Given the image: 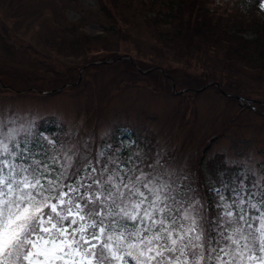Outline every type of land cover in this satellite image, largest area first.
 I'll return each mask as SVG.
<instances>
[{"label": "snow or ice", "instance_id": "obj_1", "mask_svg": "<svg viewBox=\"0 0 264 264\" xmlns=\"http://www.w3.org/2000/svg\"><path fill=\"white\" fill-rule=\"evenodd\" d=\"M58 143L0 119V264H264V183L250 169L208 188L210 216L159 159L121 160L111 144L73 159Z\"/></svg>", "mask_w": 264, "mask_h": 264}, {"label": "rangeland", "instance_id": "obj_2", "mask_svg": "<svg viewBox=\"0 0 264 264\" xmlns=\"http://www.w3.org/2000/svg\"><path fill=\"white\" fill-rule=\"evenodd\" d=\"M118 1L121 8H116L112 0L109 8L116 20H125L126 3ZM214 2V7L227 14L231 9L240 12L243 7V0ZM261 2L264 12V0ZM131 11L139 12L133 8ZM80 25L84 32L96 36L111 26L99 0H0V80L28 91L18 96L0 93V119H15L16 126H26L29 121L37 125L39 119L54 116L64 122L69 132L78 124L84 136L92 137V132H97L100 139L114 133V128L123 130L121 125L127 122L130 127L148 129L158 138L157 149L164 143L178 146L174 148L175 162L159 160L167 179L176 172L198 167L203 153L210 152L227 155L230 164L241 163L238 165L244 171L250 169L255 181L264 182V72L241 65L240 71H234L223 56L218 62L214 58L177 65L169 59V48L156 45L139 28L127 41L109 32L103 35L106 38L95 39L83 48L76 43L80 33L76 27ZM110 48L120 50L121 57L131 54L134 59L158 66L156 70L164 76L157 77L149 71L139 73L142 77L130 82V76L120 70L114 81L115 74L107 72L109 75L101 77L98 75L102 72L89 66L82 76L86 64L94 63L99 51ZM105 55L108 53L99 57ZM95 64L99 65L98 58ZM164 68L179 79L175 90V82L166 78L170 73H165ZM193 78L204 87L218 82L231 96L224 97L215 86L201 90L203 86L196 81L195 90L201 91L175 93L183 89L180 81ZM123 81L129 85L123 87ZM66 82L70 87L61 89ZM245 106L248 109L243 112ZM127 139V134L121 136L123 143ZM159 155L153 156V163Z\"/></svg>", "mask_w": 264, "mask_h": 264}, {"label": "trees", "instance_id": "obj_3", "mask_svg": "<svg viewBox=\"0 0 264 264\" xmlns=\"http://www.w3.org/2000/svg\"><path fill=\"white\" fill-rule=\"evenodd\" d=\"M121 1L126 3L125 20L123 17L116 20L109 8L110 0H99L102 11L111 22V26L105 29L107 35L111 32L110 36L115 35L127 41L129 36L131 37L136 32V28H139L143 32H147V38L154 40L156 45L169 48V53H172V55H169V59H171V62L177 63V65L183 62H187L190 65L195 60L211 61L214 58L218 62L220 57L223 56L234 71H240L241 69L238 66L241 65L242 68L248 67L261 73L264 72V18L255 17V10L258 11V0L255 1L257 4L251 5L248 3L245 5L244 11L246 14H243L242 11L223 13L222 9L217 6L214 7V0ZM112 3L116 8H121L118 0H112ZM131 8L139 12L133 14ZM101 38L106 37L93 38L79 33L76 43L80 42V45L84 48L87 43ZM106 41L107 43L109 42L107 39ZM155 44H153V47L158 49ZM118 45L119 42L116 43L115 47ZM135 59V61L122 59L119 55L112 54L101 58L99 65L90 67L102 72V75H98L101 77L109 75L108 73L115 74L113 76L114 81L118 78L120 70L130 76V82L135 81L137 77H142L138 75L141 71L149 69H152V74L157 77L162 78L164 76L162 71L156 70L158 66L153 67L150 66L152 64L148 65L139 58L135 57ZM106 68H108L107 71ZM176 70L181 69L176 66ZM164 72L170 73L166 78L173 80L175 84L179 83V79L171 74L172 71L169 68L165 69ZM193 82L198 86H203L195 78L189 79L184 83L180 81V85H183L182 88L184 89L198 88V86L195 87L196 85ZM67 83L70 82L65 84ZM121 85L128 86L129 84L123 81ZM221 88L226 92L225 88ZM219 91L221 92V90ZM245 111L243 109V112ZM133 127L135 129L132 130L134 142L132 146L120 144L118 137L123 133L122 131H116L111 139L106 142V140L101 141L98 138L97 132H92V137L84 136L82 128L69 132L62 122L53 119L39 122L36 125V131L49 138H58L60 143H58L57 147L59 148L62 144L63 150L71 149L68 154L72 155L73 159H75V155L89 156L91 158L95 157L101 150L107 152V148H102L107 143L111 144L113 148H121V151L116 153L121 160H127L129 154H135L138 151L145 164L153 163L152 158L156 153H160L158 159L162 162H168L167 159H172L169 162L170 164L175 162L177 155L174 148L176 150L177 145L171 144L167 146L164 143L157 149L158 138H155L148 129L137 128L134 125ZM84 138L85 142L83 143ZM262 151L264 153V147ZM198 165L192 170L176 172L168 180L181 193L186 191V185L191 187L194 195L197 192L200 193L203 196L201 203L207 205L208 213L211 216L215 213L213 207L214 198L208 192V188L213 185L219 187L221 180L230 182L234 177L239 176L242 168L230 164L226 155L210 152L203 153ZM254 180L255 176L249 174L248 182L250 183Z\"/></svg>", "mask_w": 264, "mask_h": 264}, {"label": "water", "instance_id": "obj_4", "mask_svg": "<svg viewBox=\"0 0 264 264\" xmlns=\"http://www.w3.org/2000/svg\"><path fill=\"white\" fill-rule=\"evenodd\" d=\"M173 89L175 90V85H173Z\"/></svg>", "mask_w": 264, "mask_h": 264}]
</instances>
